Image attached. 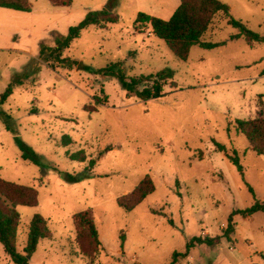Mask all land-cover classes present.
Segmentation results:
<instances>
[{
    "label": "rangeland",
    "instance_id": "rangeland-1",
    "mask_svg": "<svg viewBox=\"0 0 264 264\" xmlns=\"http://www.w3.org/2000/svg\"><path fill=\"white\" fill-rule=\"evenodd\" d=\"M29 1V12L0 7V94L13 83L0 104V176L33 186L38 200L11 205L20 216L17 252L40 214L50 238L38 241L28 264H169L193 236L213 243L196 244L175 264H264V212L234 213L264 204V156L236 127L238 119L264 118V42L231 39L238 29L219 12L201 37L219 45H193L180 60L148 23H135L139 13L168 19L179 0ZM220 1L264 35V0ZM101 8L117 21L81 31L61 55L75 65L39 56ZM116 62L128 78L173 74L160 97L142 100L92 72ZM78 151L83 161L70 158ZM233 152L243 176L226 156ZM146 174L154 191L129 211L119 207L117 198ZM85 209L101 241L93 260L74 247L72 215ZM0 264H15L1 243Z\"/></svg>",
    "mask_w": 264,
    "mask_h": 264
},
{
    "label": "trees",
    "instance_id": "trees-1",
    "mask_svg": "<svg viewBox=\"0 0 264 264\" xmlns=\"http://www.w3.org/2000/svg\"><path fill=\"white\" fill-rule=\"evenodd\" d=\"M71 1L49 0L53 6H69ZM0 7L29 12L31 10V3L29 0H0ZM219 12L228 17V24L238 29V33L232 35L231 39L243 36L248 42H264V35L251 30L241 20L230 17L229 6L220 0H179L178 6L168 19L139 13L135 23H148L151 33L156 38L163 40L168 49L178 59L186 60L193 45L203 48H213L219 45V43L201 40L213 16ZM116 21L117 15L106 8L89 11L76 25L70 26L66 34L58 39L54 46H43V51L39 52V56L42 57L43 55L46 61L54 60L59 64L67 63L70 66L75 65L76 61L61 57L62 51L68 48L71 42L87 27L105 28L108 24ZM92 72L103 77L116 78L122 88L142 100L160 97L164 81L171 78L173 74L170 69L165 68L157 71L154 75H140L128 78L125 75V69L121 62L94 69ZM12 86V82L7 84L5 90L0 94V104L11 94ZM94 100L96 105L103 101L98 97H95ZM236 127L245 137L248 149L264 156V118L258 116L251 119H238L236 120ZM61 140L64 145L70 143L67 135H64ZM220 149L224 150L222 147ZM226 156L243 176V167L236 153H226ZM70 158L83 161L85 155L83 151H78L71 154ZM153 191L154 183L151 177L146 174L130 192L117 198V204L124 210L129 211ZM37 203V190L33 186L19 184L0 176V243L5 253L15 264H28L29 257L35 251L38 241L43 238H50L47 221L40 214H35L28 224L22 253L16 250V230L20 222V216L11 205L36 206ZM256 211L264 212V204L262 202L256 201L245 210L234 213L241 212L248 216ZM234 213H231V215ZM72 222L75 249L78 250L81 256L93 260L100 250L101 241L92 210L85 209L74 213L72 215ZM232 224L230 216L225 230L231 231ZM212 243L213 238L211 237L193 236L186 243L184 252L175 251L172 253L169 264H175L177 257L184 258L196 244L211 245Z\"/></svg>",
    "mask_w": 264,
    "mask_h": 264
}]
</instances>
